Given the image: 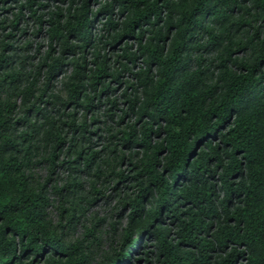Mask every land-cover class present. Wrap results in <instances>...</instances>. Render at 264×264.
Masks as SVG:
<instances>
[{"label":"trees","instance_id":"16d2710c","mask_svg":"<svg viewBox=\"0 0 264 264\" xmlns=\"http://www.w3.org/2000/svg\"><path fill=\"white\" fill-rule=\"evenodd\" d=\"M27 1L35 15V0ZM106 1L92 12L93 0H72L66 17L55 8L47 33L52 50L54 43L63 49L58 57L49 52L42 67L48 68L46 79L52 80L69 54L91 44V25L101 17L96 70L82 73L83 54V64L76 62L66 82L68 101L52 94L50 102L88 109L91 97L85 79L92 86L101 81L102 92H109V79L119 81L122 72L137 79L128 81L132 92L123 93L130 107L137 108V118L129 123V132L122 129L121 144L142 149L136 165L141 167L136 177L141 178L142 194L128 202V223L114 264H140L142 258L145 264H264V40L239 36L254 20L252 8L258 9L255 20L264 21V0ZM40 2L41 7L50 6ZM37 20L43 23L41 17ZM13 27H19L18 20ZM112 31L108 43L123 46L115 57L103 56L101 43L104 48L105 35ZM211 46L218 51L203 68L207 57L199 52ZM9 47L4 45V50ZM5 58L0 56V66ZM140 58L143 66L136 70ZM190 60L195 68L188 70ZM111 63L120 68L117 73L110 72ZM212 64L218 70L216 78L209 75ZM9 77L19 79L11 73L0 75V88ZM33 85L32 81L23 88L25 99L34 93ZM14 106L0 103V264H84L87 255L79 242H64L48 220L47 197L29 185L21 156L23 151L32 155L40 145L74 146L78 139L66 132L75 128L89 140L84 135L89 132L87 121L76 124L66 110L55 111L59 114L55 119L41 113L40 126L33 124L30 132L15 134ZM128 114L120 113L118 122ZM82 151L77 150L71 161L76 170L82 163L86 167L99 163V168L105 163L104 150L86 155ZM55 157L50 156L53 164ZM133 235L139 237L136 242ZM148 241H153L152 251ZM138 243L132 254L131 247ZM137 249L140 255L132 259Z\"/></svg>","mask_w":264,"mask_h":264},{"label":"rangeland","instance_id":"374dc122","mask_svg":"<svg viewBox=\"0 0 264 264\" xmlns=\"http://www.w3.org/2000/svg\"><path fill=\"white\" fill-rule=\"evenodd\" d=\"M42 1L49 3L50 6L41 7L40 0H35L33 9L38 7V10L33 15L27 0H8L7 2L0 0V56L6 57L0 66V75L5 76L9 73L19 75L18 80L12 81L11 77L5 80L3 87L0 88V103H15L11 126L15 134L30 132V127L33 124H41L44 121L41 113H46V116L55 119L59 116L55 111L62 114L66 110L71 113V121H76V124H80L84 120L87 121L89 132L84 135L90 136V139L92 137L93 140L82 139L80 128H75L66 132V135L78 139V143L74 146H71L72 142L58 146L43 147L40 145L33 149L32 155L25 156L23 151L21 157L26 163L24 171L29 179V185L36 191H42L47 197L45 208L47 218L62 240L67 244L79 242L87 255L84 264H114L113 257L121 250L124 227L128 223L130 209L128 202L142 194L138 182L139 177H136L141 170V167L138 168L136 165L139 153L140 156L142 155V149L136 144L130 146L121 144L122 129L129 132L131 130L128 126L129 123L134 124L133 122L137 118V114H134L137 108L134 111L130 107V102L126 100L123 93L126 89L131 93L132 88L127 87L128 81L134 83L137 79L129 72H122L119 81L109 79L112 82L109 92H102L101 81L98 85L92 86L85 79L84 83L87 84V90L91 97L86 104L88 109L81 106L77 110H73L72 106L62 105L59 101L50 102L49 96L52 94H61L62 99L68 101L66 82L74 74L76 62L83 64V54H85L86 63L85 69H80L82 73L87 71L90 74V69L96 70L97 64L94 62L96 60V39L101 33L99 29L104 19L98 17L92 23L93 36L91 39L93 41L91 44L83 51L69 54L63 67L52 80L48 81L46 79L48 68L42 67L44 58L49 52L52 57H58L63 49L61 43H54L56 49L52 50L53 45L47 33L49 15L55 12V8L58 7L63 10L64 17H66L72 0ZM106 2V0H93L92 12ZM6 8L7 10H5ZM257 13L258 9L252 8L251 19L254 20L242 30L239 36L246 37V39L252 36L254 42L264 40V21L263 18L255 20ZM39 17L43 23L37 20ZM123 18L124 16L121 15L119 21L121 24H123ZM17 20L19 27L14 29L13 23ZM208 21L206 16L204 23L207 24ZM112 34L114 31L105 35L104 41L107 44L104 48H102L104 44L101 43L100 53L103 56L115 57L119 53L118 47L123 46L121 44L117 48H113L112 43H108L112 42ZM207 39L205 36L204 40L207 41ZM6 44L10 45L8 50H4ZM217 51V46H211L199 52L207 57L203 68L209 65L210 59L216 55ZM192 56L193 54H191V59ZM142 59L140 58L135 63L136 70L143 66ZM50 61L51 59H49ZM193 65V60H190L187 69L195 68ZM119 69H116L115 65L111 63L110 72L117 73ZM209 75L216 78L218 75L216 65L210 66ZM32 81L34 82V93L28 94L26 100L23 88L29 86ZM124 110L129 111V114L119 123V115L123 114ZM63 119L69 120L70 118L64 116ZM113 134L118 136L109 140ZM41 135L42 131H39L36 138L39 139ZM81 148H83L84 155L104 150L101 159L105 163H101L102 167L99 168V163L94 162L91 167H86L82 163L80 170L73 168L75 162L73 164L71 161H75L76 152ZM53 154L56 155L55 164L50 161V156ZM106 162H110L111 165ZM113 168H115L114 171H112ZM120 172L121 174L117 176V173ZM143 181L145 179L141 182ZM169 226L172 228L171 232H175V226ZM136 239H139L138 235H133L134 242ZM152 242L148 241V248L151 251L153 250L150 245ZM138 246L139 243L131 247L132 254L135 253V248ZM138 250L135 255L130 254L132 259L140 255L141 251ZM132 259L130 260L132 261ZM145 263L146 260L142 258L140 264Z\"/></svg>","mask_w":264,"mask_h":264},{"label":"clouds","instance_id":"9594fccd","mask_svg":"<svg viewBox=\"0 0 264 264\" xmlns=\"http://www.w3.org/2000/svg\"><path fill=\"white\" fill-rule=\"evenodd\" d=\"M138 250V249H137Z\"/></svg>","mask_w":264,"mask_h":264}]
</instances>
